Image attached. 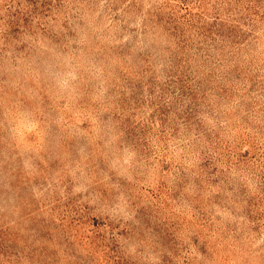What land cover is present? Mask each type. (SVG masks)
Returning <instances> with one entry per match:
<instances>
[{
  "label": "rangeland",
  "instance_id": "1",
  "mask_svg": "<svg viewBox=\"0 0 264 264\" xmlns=\"http://www.w3.org/2000/svg\"><path fill=\"white\" fill-rule=\"evenodd\" d=\"M0 264H264V0H0Z\"/></svg>",
  "mask_w": 264,
  "mask_h": 264
}]
</instances>
